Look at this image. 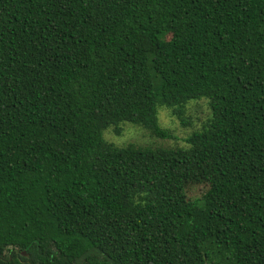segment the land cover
<instances>
[{
	"label": "trees",
	"instance_id": "1",
	"mask_svg": "<svg viewBox=\"0 0 264 264\" xmlns=\"http://www.w3.org/2000/svg\"><path fill=\"white\" fill-rule=\"evenodd\" d=\"M0 264H264V0H0Z\"/></svg>",
	"mask_w": 264,
	"mask_h": 264
},
{
	"label": "rangeland",
	"instance_id": "2",
	"mask_svg": "<svg viewBox=\"0 0 264 264\" xmlns=\"http://www.w3.org/2000/svg\"><path fill=\"white\" fill-rule=\"evenodd\" d=\"M211 116V109L207 99L191 101L186 107V122L172 114L170 109L162 108L159 111V118L162 127L169 130L171 138H159L140 126L133 125L129 122L123 125L121 134L115 133L113 128L105 131L104 137L109 142L117 146H126L134 143L140 146L151 147H176L188 146L186 139L196 130L202 129L204 122ZM193 188V187H192ZM193 196L202 194V188L197 186L192 189Z\"/></svg>",
	"mask_w": 264,
	"mask_h": 264
},
{
	"label": "water",
	"instance_id": "3",
	"mask_svg": "<svg viewBox=\"0 0 264 264\" xmlns=\"http://www.w3.org/2000/svg\"><path fill=\"white\" fill-rule=\"evenodd\" d=\"M24 254H26V253H24Z\"/></svg>",
	"mask_w": 264,
	"mask_h": 264
}]
</instances>
